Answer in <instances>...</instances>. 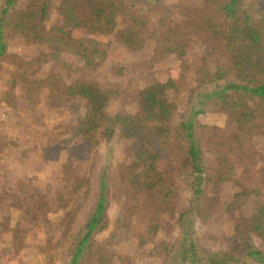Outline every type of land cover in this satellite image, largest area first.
Returning a JSON list of instances; mask_svg holds the SVG:
<instances>
[{
	"label": "rangeland",
	"instance_id": "rangeland-1",
	"mask_svg": "<svg viewBox=\"0 0 264 264\" xmlns=\"http://www.w3.org/2000/svg\"><path fill=\"white\" fill-rule=\"evenodd\" d=\"M30 0H19L23 8ZM53 0L45 19L48 26L61 25L58 5ZM223 0H130L119 15L118 26L110 34L89 35L84 30L76 36H91L98 45L107 47L108 58L96 70H79V59L64 53L59 59L46 56L50 47L34 43L6 30L8 49L26 59H38L39 75L60 72L66 81H87L101 86H116L120 97L110 102L107 111L137 112L140 91L154 80L173 79L175 88L168 90L170 102L176 105L174 123L193 118L197 137L203 140L205 164L212 179L205 183L200 200L202 214L191 215L195 222L190 233L181 225V213L190 204L191 167L184 154L179 160L164 161L162 167L174 172L179 196L177 208L159 215V231L147 232L146 217L135 216L137 235L123 238L115 246V264H186L182 261L184 238L188 236L201 248L235 251L239 241L235 228L242 217L251 216L255 207L264 204V182L260 166L264 163V102L260 107L261 133L247 142L249 153L238 162V175H244L260 194L249 198L237 210L228 208L238 186L234 181L217 177L218 159L231 154L230 140L241 136L236 122L223 105L201 104L206 92L225 81L210 82L204 67L228 63L223 54L226 41L220 30L217 10ZM248 3L261 0H245ZM144 15L148 27L161 17L175 23L189 20L194 32L190 49L179 58L170 54L160 61L151 59L156 41L148 38L141 50H134L118 37L120 30L134 17ZM213 21V22H212ZM13 56L0 62V264H68L73 240L82 228L94 203V193L104 172L110 187L108 229L97 236L96 248L109 240L119 211L144 206L146 196L132 201L129 194V168L137 149V140L118 134L110 140L90 136L82 130L87 111L86 101L72 99L53 101L47 91L29 98L13 82ZM190 206V205H189ZM149 213L150 209L146 210ZM142 215V214H141ZM186 230V231H185ZM254 244L264 250V239L253 235ZM234 264H258L242 251Z\"/></svg>",
	"mask_w": 264,
	"mask_h": 264
},
{
	"label": "trees",
	"instance_id": "trees-1",
	"mask_svg": "<svg viewBox=\"0 0 264 264\" xmlns=\"http://www.w3.org/2000/svg\"><path fill=\"white\" fill-rule=\"evenodd\" d=\"M129 1L62 0L58 5L62 24L48 26L45 19L53 0H30L23 8L18 7L19 0H0V62L13 56V82L19 84L29 98L47 91L53 101L77 98L86 101L82 130L90 136L110 140L118 134L122 138L137 140L135 156L129 166L132 172L129 194L133 202L146 196L144 206L135 203L137 209L122 208L109 240L96 248L97 236L111 223L110 187L108 175L104 172L94 193L93 206L72 242L68 264H115L118 242L138 234L134 225L136 215L146 217L147 232L152 236L159 231L156 219L163 213L175 211L179 196L174 172L162 167L164 161H180L184 154L190 162L192 196L190 206L181 213V225L187 227V234L195 222L191 215L202 214L200 200L204 185L213 177L205 164L203 140L197 137L195 120L173 122L176 105L168 98V90L176 87L173 79L154 80L145 86L139 95V111L120 110L112 115L107 107L121 95L116 86H101L83 80L68 82L60 72L42 76L36 65L38 59H26L9 52L6 30L34 43L47 45L50 52L46 56L50 58L59 59L62 54L69 53L78 57L79 70L99 69L108 58L107 47L98 45L91 36H76L75 31L84 30L89 35L114 32L119 15L127 10ZM217 14L220 20L211 23V29L217 32L224 26L220 32L226 41L223 54L228 63L208 65L203 69L210 82L224 80L225 84H218L206 92L201 104L226 106L241 132L236 141L230 140L229 148L236 159L222 154L216 172L220 180L236 182L238 189L228 208L237 210L245 206L251 196L260 194L259 189L249 185L244 175H238L237 164L245 158L242 154L249 151L247 142L262 130L259 110L264 102V0L258 4L223 0ZM192 32L194 29L189 20L175 23L161 17L149 28L146 16L140 15L122 28L118 37L134 50L143 49L148 38L153 37L156 47L151 59L160 61L170 54L179 58L186 56ZM260 174L264 182V163L260 166ZM146 208L150 209L149 213ZM253 235L264 239V204L257 205L251 216H244L237 223L235 237L239 243L235 251H210L186 236L182 261L186 264H234L244 251L258 264H264V250L254 244Z\"/></svg>",
	"mask_w": 264,
	"mask_h": 264
}]
</instances>
